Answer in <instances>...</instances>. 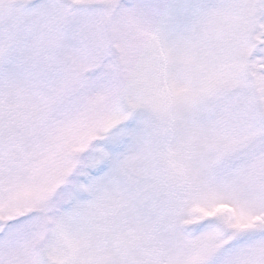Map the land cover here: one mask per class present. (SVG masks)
Wrapping results in <instances>:
<instances>
[{"label": "snow or ice", "instance_id": "6c2138e0", "mask_svg": "<svg viewBox=\"0 0 264 264\" xmlns=\"http://www.w3.org/2000/svg\"><path fill=\"white\" fill-rule=\"evenodd\" d=\"M0 264H264V0H0Z\"/></svg>", "mask_w": 264, "mask_h": 264}]
</instances>
